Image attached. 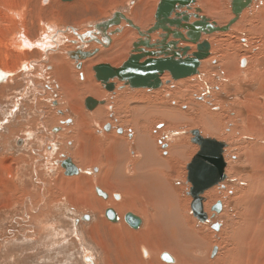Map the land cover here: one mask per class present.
Listing matches in <instances>:
<instances>
[{"label":"rangeland","instance_id":"1","mask_svg":"<svg viewBox=\"0 0 264 264\" xmlns=\"http://www.w3.org/2000/svg\"><path fill=\"white\" fill-rule=\"evenodd\" d=\"M232 1L196 0L193 7L201 8V15L221 27L234 18ZM160 2L161 0H0V68L8 63V70L17 73V76L0 87V264H140L141 247H146L150 253L148 257H143L142 264H174L175 256L182 258L180 252L185 256V248H171L176 255L170 250L152 254V246L159 244L161 236L158 234L162 233L164 236L162 227L167 230L170 223L167 220L170 218L176 220L178 226L186 224L188 235L192 234L187 240L200 236V242L195 245L182 244L191 250L190 256L183 258L184 264H201L204 261L208 264H264V0H254L253 5L244 11L241 19L229 32L204 35L203 40L210 42L212 53L202 62L200 75L178 81H173L169 76L167 81L171 82L160 89L127 87L122 90L119 87L115 94L109 93L96 80L93 71L92 78L89 79L85 69H78L76 61L68 54L98 49L100 52L87 60L85 67L90 63L89 67L92 69L105 62L121 67L129 59L133 44L140 39L138 31L122 20V26L111 27L108 34L113 43L107 45L101 37L103 32L99 26L114 21L115 14L122 13L140 26L142 31H147L155 24V14ZM194 8L190 13H195ZM117 29L122 31L112 35ZM127 30H131L130 35L126 40L120 41ZM21 37L28 44L21 43ZM240 46H243V51ZM243 59L247 62L242 67ZM23 65L27 66L26 71H22ZM69 65L74 72L75 82L72 81L67 86L61 84L57 88L59 76H62L64 69L69 70ZM224 65L227 71H232L227 80ZM237 67L239 69L236 71ZM81 75L84 77L81 78ZM165 78L164 76L163 82L166 81ZM88 81L92 88L98 85L103 90H98L100 95H94L97 99L107 101L106 105L94 111L104 110L102 119L93 117V111L86 109L84 100L76 105V98H72V108H66L65 101L61 99L63 88L67 87L74 95ZM7 88L11 90L8 91ZM83 95L87 97V94H81L80 98ZM54 100L58 101V105H54ZM78 108L81 114L74 112ZM16 109L22 110V115L15 114ZM59 111L63 114H59ZM68 117L74 123L65 126V130L59 134L52 133V127L65 124ZM10 118L14 122L16 118H25V123L27 118L43 120L47 124H44L43 137H40L43 142L34 139L36 133L30 131L31 127H28L31 133L26 132V126L23 127L22 134L12 132L6 136L5 130L7 127L11 128V123L6 127L4 124ZM249 120L253 124L252 133L247 130ZM75 122L78 125L73 128ZM106 123H111L115 130L106 131ZM133 123H138L142 130H147L150 141L147 146L155 150L164 165L163 161L169 157L176 139L182 138L186 151V161L180 164L171 161L170 166L165 165L168 169H165L168 184L162 181L161 191L151 187L149 199L145 197V201L153 203L147 209L150 221L133 210L120 211L113 206V201L117 205L121 204L127 197L126 193L132 191V188H127L131 187L129 184L132 182L125 179L132 177L133 166L140 151L133 144L136 136ZM119 126L123 128V134L117 132L116 127ZM195 130H199L205 138H213L226 144V180L203 194L205 211L209 215L207 222L199 221L191 210L193 199L189 193L192 185L188 182L187 166L200 149L192 142L191 132ZM129 133H133V140L128 137ZM106 134L121 138L130 146L131 162L127 165L128 170L125 172L124 162L119 168L120 172H125L129 177L120 176L116 170L112 180L126 187L125 193L121 190H108L98 180L103 176L107 178L110 171L104 170L109 142ZM19 136L28 140L27 148L24 149L27 152L12 155V151L4 148L10 139ZM88 141L96 146L92 152L95 154L93 162L86 166L89 159L78 153L75 156L80 164L76 158L75 162L83 168V174L92 183L82 179V175H65L64 169L59 166L63 155L72 157ZM144 144L145 142H141L140 147L145 148ZM258 145L260 151L255 148ZM49 146L53 148L50 152ZM42 147L43 152L39 149ZM36 148L40 152L35 151ZM81 153L87 157L86 151ZM108 157L110 160L111 156ZM35 160H38L39 168H28L37 166ZM94 167H99L100 173L89 176L88 173ZM169 168L172 169L171 172ZM8 174H12L11 178ZM70 179L81 181L76 180L80 184H73L67 181ZM141 183L142 181L136 183L139 186L137 191L133 189L134 194L140 190L147 191V184ZM158 183L160 181L153 182L152 186ZM97 186L111 195V199L100 197L96 193ZM115 195H119V199H114ZM218 203L223 206L221 213L212 210ZM137 206L140 208L137 210H145L141 203ZM109 208L117 211L119 222H111L105 217ZM128 213H134L143 219L139 229L131 228L125 221L124 217ZM87 214L92 216L89 221H79V218ZM153 221L160 232L157 234L155 230L157 235L152 232L148 241L146 234L140 233L142 240L137 243L139 237L135 238L130 232L151 228ZM173 225L176 226V223ZM111 226L123 227L124 230L114 231ZM215 226L219 229L216 230ZM172 229L169 232L174 235L176 228ZM146 237H149L148 234ZM149 241L152 246L148 244ZM216 248L218 252L212 257ZM163 253L171 254L174 262L167 263L162 258L159 259Z\"/></svg>","mask_w":264,"mask_h":264},{"label":"water","instance_id":"2","mask_svg":"<svg viewBox=\"0 0 264 264\" xmlns=\"http://www.w3.org/2000/svg\"><path fill=\"white\" fill-rule=\"evenodd\" d=\"M47 0H44L46 2ZM63 2H72L76 0H61ZM254 0H233L232 12L234 18L227 25L218 26L210 18L201 15L202 9H195V13H190L196 0H161L155 14V24L147 31H142L132 20L128 19L122 13L115 14V20L109 23H103L99 26L104 38V43L111 44V37L107 30L113 26H120L122 20H125L131 27L136 29L140 39L133 44V51L129 59L121 67H114L108 63L98 64L93 68L96 73L95 78L110 93H116V81L132 89H151L156 90L163 87L162 77L169 74L173 81H178L200 75L202 62L211 55V44L207 40H202L204 35L214 33H226L241 19L245 10L253 5ZM195 18V21H192ZM121 29L112 33L116 34ZM122 31V30H121ZM159 34V39L153 41L152 36ZM100 42L99 40H97ZM188 43L186 47H180V43ZM104 45V44H103ZM191 45L196 50L193 51ZM99 50L69 52L70 57L76 62L86 60L95 56ZM244 60V59H243ZM246 59L242 62V67L246 65ZM26 66H22L25 70ZM78 68H81L79 64ZM17 73L6 72L0 69V84L8 78L16 76ZM171 82V81H169ZM104 101H99L94 97H87L85 106L89 111H93L99 105H104ZM192 142L200 147L199 151L188 164V182L192 185L190 196L193 201L191 210L195 218L201 222H207L209 215L205 211L203 194L221 184L226 180L225 148L226 144L213 138H205L199 130L192 131ZM65 169V175L75 176L81 173L72 158H66L61 162ZM97 194L106 199L109 195L101 188H96ZM119 199V195H115ZM222 203L213 207L215 213H221ZM106 217L111 222H118L119 218L113 208L106 210ZM91 216L85 217L89 221ZM126 222L133 228L139 229L143 220L134 213H128L125 216ZM216 230L218 226L214 227ZM218 252L216 248L213 252L214 257ZM162 260L167 263L174 262V258L169 253H163Z\"/></svg>","mask_w":264,"mask_h":264},{"label":"bare ground","instance_id":"3","mask_svg":"<svg viewBox=\"0 0 264 264\" xmlns=\"http://www.w3.org/2000/svg\"><path fill=\"white\" fill-rule=\"evenodd\" d=\"M87 4V3H86ZM0 12H1V10H0ZM18 14V13H17ZM21 15V14H20ZM220 16H221V14H220ZM262 16H264V14L262 15ZM254 25V24H253ZM237 28V27H236ZM241 28V27H240ZM252 32V31H251ZM130 33H131V30H127L126 31V33H124L123 34V37H121L120 38V41H123L126 37H128L129 35H130ZM253 33V32H252ZM21 39H23V42H21V43H23L24 45L25 44H28L26 41H24L25 40V38H23V37H21ZM127 39V38H126ZM125 39V40H126ZM218 40V39H217ZM19 47V46H18ZM39 47V46H38ZM21 48V47H20ZM121 48H124V46L123 47H121ZM240 48H241V50L243 51L244 50V48H243V46H240ZM42 49V48H41ZM230 50V49H229ZM21 51V50H20ZM226 51H228V49H226ZM241 51V52H242ZM105 55V54H104ZM229 56V55H228ZM227 56V57H228ZM103 57H105V56H103ZM223 59H224V61L225 62H227V59L225 60V58L223 57ZM99 60V59H98ZM85 62V61H84ZM243 62V61H242ZM240 63V62H239ZM90 63H88V66L87 67H85L84 69H85V74L87 73L89 76H88V78L90 79V78H92V75H93V72H92V69H90V65H89ZM83 65V64H82ZM15 66V65H14ZM89 67V68H88ZM10 68V65L7 63L6 64V66H4L3 68L1 67L0 69L1 70H3V71H6V72H8L9 69ZM22 68V67H21ZM26 68H27V66H26ZM26 68H25V70H26ZM20 69V68H19ZM237 69H239L238 67L236 68V71H237ZM224 71H225V78H226V80L227 79H229L230 78V76H231V72L232 71H227V69H226V65H224ZM235 71V72H236ZM13 73H16V72H14L13 71ZM87 76V75H86ZM236 76V75H235ZM237 77V76H236ZM94 78V77H93ZM234 79V78H233ZM203 80V79H202ZM206 80V79H205ZM207 80H209V79H207ZM79 81V80H78ZM89 82V81H88ZM68 83V82H67ZM91 82H89L88 84H82L81 85V90L80 91H76V92H81V91H83V92H85V93H88V94H92V95H95V93H98V95H100L101 93H99V92H94L95 90L93 89V88H96L97 90H102L101 88H100V86H98V85H96V87L95 86H93V88L92 87H90V84ZM76 84V83H75ZM77 85V84H76ZM77 87V86H76ZM79 87V86H78ZM77 87V88H78ZM90 87V88H89ZM79 89V88H78ZM5 90V89H4ZM68 90V89H67ZM103 91V90H102ZM3 92V91H2ZM4 94V93H3ZM79 94H81V93H79ZM2 95V94H1ZM0 95V96H1ZM257 111V110H256ZM75 112V111H74ZM79 114H81L82 112H79V111H77ZM102 113V114H101ZM103 113H104V110H99L97 113H95L94 114V116L95 117H97V116H102L103 117ZM77 114V113H76ZM200 115V114H199ZM201 115L203 116V114L201 113ZM254 115H255V113H254ZM256 116H259V115H256ZM102 117L100 118L99 117V119H102ZM204 117V116H203ZM202 117V118H203ZM222 117V116H221ZM224 117V116H223ZM249 118H251V117H249ZM254 118V117H253ZM257 118H259V117H257ZM104 119V118H103ZM83 120V119H82ZM217 120H218V118H217ZM215 121V120H214ZM261 121V120H260ZM253 122V121H252ZM263 122V121H262ZM249 124L247 125L248 126V128H247V130L249 131V132H253V129H252V127H253V124L251 123V121L249 120V122H248ZM261 123V122H260ZM217 124H219V123H217ZM256 123H254V125H255ZM134 126V129H135V132H136V134H137V145H138V148H139V150H140V152H141V155L143 156V157H141L140 159H138L137 161H136V163H135V169H134V172H133V174H132V177L130 178V179H125V180H128V181H130V182H132V184H129L131 187H127V188H132V191H131V193H126V199L125 200H123L122 202H121V204H119V205H117L114 201H113V206H115L116 208H118V209H120V211L121 210H125V209H128V210H133L134 212H137V213H139L140 215H143L145 218H147V220L148 221H150L149 220V215L147 214L148 213V211H147V209H148V207L150 206V205H152L153 203H149V202H147V201H149V200H147V201H145L146 200V198L147 199H149V194L150 193H152V189H150L151 187H153V188H158L160 191H161V189H162V181L164 182V183H167L168 184V178L167 177H165V175H166V173H167V171H168V169H166L167 167H165V165L167 164L166 162L167 161H169V162H171V161H175L176 163H178L179 162V157H176V156H178L179 154H182L184 151H185V147L182 145V143H181V141H183L182 140V138H178L179 140H177L176 142H175V148H173V150H172V152H171V158L170 159H165L163 162H165V165L160 161L161 160V158L159 157V155L157 154H155V150H153L152 149V147H149V146H147V142H150L149 140H148V132H147V130H144V128H143V130H142V128H140L139 127V125H138V123H136V124H134L133 125ZM150 126V125H149ZM199 126V125H198ZM214 126V125H213ZM257 127V126H256ZM258 127H260V125L258 126ZM216 128L217 127H215V129L214 130H216ZM149 130V129H148ZM220 130V129H219ZM263 130V129H262ZM246 131V130H245ZM214 132V131H213ZM258 132H260V131H258ZM256 133V132H255ZM261 133H262V131H261ZM210 134V133H209ZM213 135H214V133H213ZM109 140H112V143H108L107 142V145L109 146V150L108 151H106V153L109 155V156H111V159L109 160V157H108V155H107V157H106V164H105V166H106V168L104 169V170H107V169H109L110 171H109V176L107 177V178H105L104 176L103 177H99L98 178V180L99 181H101V183L103 184V187H106V188H108V190H121V191H123L124 193L127 191V189H126V187H122L120 184H116L117 182H115V180H114V182H112V180H113V177H115L114 175L116 174V170H117V173L120 175V176H122V177H129V176H126V174H125V172H120L119 170H121V169H119L120 168V166H122V164H123V162H124V166H125V170H126V168H127V164H129V162H131L130 161V156H129V145H128V142H123L122 140H119V139H116V138H111V137H107ZM256 139V138H255ZM260 139L262 140V138L260 137ZM141 142H145V148H141L142 147V144H141V147H140V143ZM152 145V144H151ZM256 145H257V143H256ZM259 145H261V144H259ZM257 146V147H255V148H259L258 149V151H260V146ZM174 146V145H173ZM172 146V147H173ZM262 146V145H261ZM244 147V146H243ZM262 149V148H261ZM177 150V151H176ZM261 151H263V150H261ZM75 158H76V160H77V162L80 164V162L78 161V159H77V157L75 156ZM109 160V161H108ZM168 165V164H167ZM165 169L167 170V171H165ZM170 172V171H169ZM7 174V173H6ZM102 174V173H101ZM141 174L143 175V179L141 180ZM119 176V177H120ZM154 176V177H153ZM163 176H164V178H163ZM8 177L9 178H11V174H8ZM82 179H84V180H87L89 183H92V180L91 179H89V177L88 176H84V175H82ZM119 179V178H118ZM76 180H79V179H70V180H67V181H69V182H71V183H73V184H75V183H77L78 182V184H80V182L79 181H81V180H79V181H76ZM140 181H142V183L144 184V185H146L147 184V191L146 192H144V191H139V192H135V194H134V190L133 189H135L136 191H137V187L139 186H137L136 185V183L137 182H140ZM160 181V183H158V184H156V185H154V186H152V183L153 182H159ZM100 183V184H101ZM141 183V184H142ZM69 185H71V184H69ZM128 185V186H129ZM71 186H73V185H71ZM133 186H135V188L133 187ZM167 187H169V186H167ZM166 187V188H167ZM71 188V187H70ZM82 188V187H81ZM170 188V187H169ZM105 189V188H104ZM123 189V190H122ZM125 190V191H124ZM166 192H167V189H166ZM211 194V193H210ZM146 197V198H145ZM145 199V200H144ZM138 200H139V202H138ZM141 200H143V201H145V202H142ZM205 200V199H204ZM156 202V201H155ZM141 203V206L145 209L144 211H140V210H137V209H140L138 206H137V204H140ZM103 204V203H102ZM109 205V204H108ZM111 205V204H110ZM89 206H91V205H89ZM87 207H88V205H87ZM136 207V208H135ZM89 208V207H88ZM91 208V207H90ZM92 210H93V208H91ZM96 210V209H95ZM157 213V212H156ZM156 216H154V218H155ZM170 217V216H169ZM164 219V218H163ZM168 222H170V223H168V225H167V230H165V227L163 228L162 227V231H163V234H164V236H162L161 234L162 233H160V234H158L159 232H160V230L158 229V228H156L157 227V225H156V227L154 226V221L153 222H151V223H153V227H151V228H146L144 231H141V232H130V233H133L134 234V237L135 238H138L137 240V243H139V241L140 240H142V238H141V236H140V233H144V234H146V236H147V234H148V236L149 237H146L145 236V238L147 239V241L149 240V238H150V236H151V234H152V232L153 233H155V230H156V233L158 234V235H160L161 237H159V244L158 245H154V246H152L153 244L152 243H150V241L148 242V244L150 243V245L152 246V248H153V253L152 254H157L158 253V251H161V250H170L171 248H175L176 246H179V247H183V248H185L184 249V254H185V256H183L182 255V253L180 252V255L182 256V258H180V256L178 255V258H176L177 256H175V263L174 264H184V262H183V258H186V257H189L190 256V252H191V250H189L188 248L189 247H187V246H184V245H182V244H185V243H187V245L189 244V243H191V244H193L194 243V245L196 244V243H198V242H200V240L198 239V237L200 238V236H194L193 238H192V240H187L188 239V236H191V235H188L189 233H187V228H186V224H180L179 226L177 225L178 224V222L176 221V220H171V218H170V220H167ZM164 222V221H163ZM184 222V221H183ZM165 223V222H164ZM164 223L162 224V226L164 225ZM176 223V226L175 225H173V224H175ZM147 225H148V223H147ZM160 225H161V223H160ZM125 226V225H124ZM158 227H159V224H158ZM170 228H173L172 230H174V228H176V231H174V232H176V233H174V235H171V232H169V229ZM111 229L112 230H114V231H118V232H120V231H122L123 232V227H113L112 228V226H111ZM161 229V228H160ZM166 232H167V234H166ZM189 232V231H188ZM193 232V231H192ZM129 233V234H130ZM155 233V234H156ZM154 234V235H155ZM156 234V235H157ZM125 235V234H124ZM142 235V234H141ZM166 236V237H165ZM168 236V237H167ZM143 237V236H142ZM165 237V238H164ZM155 238V237H154ZM163 238V239H162ZM176 239H179V240H176ZM125 240H127V239H125ZM143 240H144V238H143ZM180 240H182V241H180ZM184 240V241H183ZM122 241H124V240H122ZM128 241V240H127ZM126 241V242H127ZM145 241V240H144ZM202 242V241H201ZM124 243V242H123ZM140 244H141V242H140ZM146 244V243H145ZM193 245V246H194ZM121 246V245H120ZM128 246V245H127ZM150 246V247H151ZM174 246V247H173ZM189 246V245H188ZM144 247V246H143ZM195 247V246H194ZM151 248V249H152ZM182 248V249H183ZM201 249V248H200ZM130 251V250H129ZM170 252H172L174 255H176L177 253L173 250H170ZM128 253V252H127ZM126 255V254H125ZM130 255V254H129ZM139 255H140V257H141V259H140V264H142V262L144 261L143 259V257H148L149 255H150V253H149V251H148V249L146 248V247H144V248H139ZM89 258V257H88ZM161 257H159V259H160ZM90 259V258H89ZM136 260V259H135ZM186 260V259H185ZM90 261V260H89ZM146 261V260H145ZM129 262V261H128ZM147 262V261H146ZM206 264H208L207 263V261H204ZM204 262H202L201 264H204ZM159 263H160V261H159ZM164 264V263H163Z\"/></svg>","mask_w":264,"mask_h":264},{"label":"flooded vegetation","instance_id":"4","mask_svg":"<svg viewBox=\"0 0 264 264\" xmlns=\"http://www.w3.org/2000/svg\"><path fill=\"white\" fill-rule=\"evenodd\" d=\"M110 29H112L111 27L107 30V33L108 32H110ZM115 35H117V34H115ZM155 35V34H154ZM153 35V36H154ZM153 36H152V39H153ZM113 37V36H112ZM81 39H85V38H83V37H80ZM159 39V38H158ZM158 39H156V40H158ZM156 40H153V41H156ZM54 41H56V39H54ZM181 44V43H180ZM82 51H85V52H87V51H90V50H82ZM99 52H100V50H99ZM98 52V53H99ZM97 53V54H98ZM96 54V55H97ZM95 55V56H96ZM94 57V56H93ZM93 57H90V58H87L86 60H82V61H79V62H76V67L78 68V66H79V64H81V68H80V70H82V69H84L85 68V62L87 61V60H89V59H91V58H93ZM72 59V58H71ZM85 61V62H84ZM83 64V65H82ZM113 66V65H112ZM114 67H116V66H114ZM93 68H94V66L92 67V71L94 72V70H93ZM118 68V67H117ZM79 69V68H78ZM22 71H26V70H22ZM96 75V73L94 72V76ZM17 76V75H16ZM164 76H166V74L164 75ZM164 76L162 77V79L164 78ZM15 77V76H14ZM14 77H10V78H8L4 83H2V84H0V87H2V85L3 84H5V83H7V81L8 80H10L11 78H14ZM84 77V75H81V78H83ZM97 80V79H96ZM49 82V81H48ZM99 82V81H98ZM117 82V81H116ZM100 83V82H99ZM169 82L168 81H165V82H163V84L165 85V84H168ZM101 84V83H100ZM121 84V83H120ZM163 85V86H164ZM49 86V85H48ZM56 86H57V88H59L61 85H59L58 83H56ZM101 86L104 88V86L101 84ZM49 87H51V86H49ZM91 87V86H90ZM89 87V88H90ZM120 88H122V90H124V88H127V86H124L123 84L121 85V87ZM162 88V87H161ZM8 89V91H10L11 89H9V88H7ZM94 90H95V92H98V90L96 89V88H93ZM105 89V88H104ZM116 89H117V84H116ZM106 90V89H105ZM110 93V92H109ZM112 94H115V93H112ZM95 99H97L96 97H94ZM97 100H99V101H104L105 102V104L104 105H106L107 104V101L105 100V99H97ZM53 103H54V105H58V101H53ZM100 106H103V105H99L96 109H98ZM86 107V106H85ZM87 109V108H86ZM96 109H94L93 110V112L96 110ZM88 110V109H87ZM14 112H15V114H19V115H22L21 113L23 112L22 110H18V109H16V110H14ZM59 114H63L61 111H59ZM66 121H65V124H63V125H59V126H57V127H52V133H57V134H59V133H61L62 131H64L65 130V126H71L73 123H74V121H73V119L72 118H66L65 119ZM11 123V124H10ZM24 123H25V118H19V120L16 118V120H15V122H14V119L13 118H10V119H7V121L5 122V127L8 125V124H10L11 126V128H9L8 129V127L6 128V130H5V135L6 136H9L12 132H19V133H23V127H24ZM133 125H134V123H133ZM114 127H113V125L111 124V123H106L105 125H104V129L106 130V131H113V130H115V129H113ZM4 129V128H3ZM116 130H117V132L118 133H120V134H123L124 133V130H123V128H121L120 126L119 127H116ZM135 130V129H134ZM42 131H43V120H41L40 121V125H39V127H38V130H37V133H39V135L40 134H42ZM128 137L131 139V140H133L134 139V135H133V133H129V135H128ZM112 138V137H111ZM37 139V138H36ZM109 140V139H108ZM72 141H70V143H71ZM108 143H112V140H109V142ZM133 144L136 146V148H137V134H136V136H135V141H133ZM27 145H28V140L26 139V137H23V136H19V137H17V138H13V139H10L9 140V142H7V145H6V147L4 148L5 150H8V151H12V155L13 154H20L21 152L22 153H26L27 151L26 150H24V149H26L27 148ZM129 145V144H128ZM16 148H18V150L16 149ZM40 149V151L41 152H43V147H42V149L41 148H39ZM52 147L51 146H49L48 147V151L50 152V151H52ZM17 150V151H16ZM129 150H130V146H129ZM35 151H38V152H40L37 148L35 149ZM4 153H5V151H4ZM35 153V152H34ZM36 155L37 156H39V154H37L36 153ZM46 157V156H45ZM44 158V157H43ZM46 158H49V157H46ZM66 158H71L70 156H65V155H63L62 156V159H61V162L62 161H64ZM131 159V158H130ZM73 160V162L75 163V165L79 168V169H81V173L79 174V175H84L83 173H84V171H83V168H81L75 161H74V159H72ZM137 160H138V158H137ZM136 160V161H137ZM36 161V165L37 166H28V168H32V169H37V168H39V164H38V160H35ZM136 161H135V163H136ZM33 165V164H32ZM128 165V164H127ZM59 166H61V163L59 164ZM62 167V166H61ZM134 169H135V164H134V166H133V172H134ZM127 168H126V170H125V172H127ZM64 173H65V169H64ZM85 173H87L86 171H85ZM100 173V168L99 167H94L93 169H92V172L91 173H88L89 174V176L90 175H98ZM79 175H75V176H79ZM11 176H12V174H11ZM85 176V175H84ZM93 177V176H92ZM96 178V181H97V176L95 177ZM99 186H97L96 188H98ZM95 188V189H96ZM99 188H101V187H99ZM102 190H103V188H101ZM103 191H105V190H103ZM106 192V191H105ZM97 193V192H96ZM107 193V192H106ZM109 195V194H108ZM104 199V198H103ZM111 199V195H109L105 200H110ZM114 199H116L117 200V198L116 197H114ZM114 209V208H113ZM115 210V209H114ZM116 211V210H115ZM116 213H117V211H116ZM87 216H89L88 214L87 215H83L81 218H79V221H84L85 220V217H87ZM91 216V215H90ZM117 216H118V218H119V221H120V217H119V215H118V213H117ZM105 217H106V213H105ZM91 218H92V216H91ZM107 218V217H106ZM125 218V217H124ZM108 219V218H107ZM109 220V219H108ZM143 220V219H142ZM118 221V222H119ZM126 221V220H125ZM143 224V223H142ZM129 225V224H128ZM130 226V225H129ZM131 227V226H130ZM132 228V227H131Z\"/></svg>","mask_w":264,"mask_h":264},{"label":"crops","instance_id":"5","mask_svg":"<svg viewBox=\"0 0 264 264\" xmlns=\"http://www.w3.org/2000/svg\"><path fill=\"white\" fill-rule=\"evenodd\" d=\"M204 3V2H203ZM193 7V6H192ZM194 8V7H193ZM197 9V8H196ZM194 10H195V8H194ZM192 21H195L194 19L192 20ZM121 26H122V24H121ZM140 27V26H139ZM215 34V33H214ZM207 36V35H206ZM158 37V34H155L154 36H153V40H156V39H158L157 38ZM204 38V37H203ZM203 38H202V40H203ZM112 43H113V39H112ZM186 46H188V43H185V42H182L181 44H180V47H186ZM192 46V48H193V51H195L196 50V48H195V46L194 45H191ZM211 53H212V51H211ZM105 63H107V62H105ZM62 76H59V79H58V82H59V84L61 85V84H63V85H65V86H67V85H69L72 81L73 82H75L74 80H73V77H75V75H74V72H73V70H72V68H71V66L69 65V70L68 71H66V69H64L63 71H62ZM166 78L164 79V80H166L167 81V78H169V74H166V76H165ZM68 82V83H67ZM116 84H117V88H119V87H121V85L122 84H120L118 81L116 82ZM117 90V89H116ZM72 91L70 90V89H68L67 90V87H65V88H63L62 90H61V99H63V101H65V104H66V108H68L69 106L72 108V102H73V100H72V98H76L75 100H74V104H80V102L79 101H82V100H84V106H85V100H86V98L87 97H90V96H92V97H94V95H92V94H88V93H85V92H83V91H81V92H79V93H81V94H87V97L86 96H82L81 98H80V96H81V94H79L78 92H75V94L74 95H72V93H71ZM68 100V101H67ZM62 103H60V106L61 107H63V108H65V105L64 104H62ZM68 104V105H67ZM65 108V109H66ZM73 108H75V107H73ZM78 110H80L79 108L78 109H75V112L77 113V114H79L77 111ZM99 110H102V109H99ZM99 110H97L95 113H97ZM94 112H93V117L94 118H98L99 119V117L101 118L102 116L100 115V116H97V117H95L94 116V114H95ZM89 117L91 118V116L89 115ZM40 121H41V119H36V118H27V122L25 123V125L24 126H26V129H25V131L27 132V131H29V129H28V127H31L30 128V131H35V133H36V138L34 137V139H36V141H41L42 140V142H43V139L41 138L40 139V137H43L42 136V134H40V135H38V133L36 132V129H38V127H39V125H40ZM44 124L45 125H47L46 123H44L43 122V128H44ZM5 125V124H4ZM78 125V124H77ZM76 125V122H75V124H74V126H73V128L74 127H76L77 126ZM80 125V124H79ZM29 131V132H30ZM31 133V132H30ZM80 133V132H79ZM16 134H22V133H16ZM39 137V139H38V137ZM90 136L93 138V134L91 133L90 134ZM106 139H107V137H111L110 135H108V134H106ZM113 138V137H112ZM117 139V138H116ZM119 140H121V138L119 139ZM177 140V139H176ZM176 140H175V142H176ZM135 141V140H134ZM183 141H181V143H182ZM174 145V146H173ZM172 146L173 147H171V149H170V151L173 149V148H175V143L173 144ZM95 148H96V146H94V145H92V144H89V141L88 142H85L84 143V145L81 147V149H79L77 152H74V154H73V156L71 157L72 159H74V161H76L75 160V154L76 153H78L79 155H81L82 157H85V158H87V159H89V161H88V163L86 164V166H88V165H90L92 162H93V158L95 157V154L93 155V150H95ZM42 149V148H41ZM176 149V148H175ZM109 150V146L107 145V149H106V151H108ZM138 150H139V148H138ZM82 151H86V153H87V157H86V155L84 156V155H82ZM177 151V150H176ZM172 152V151H171ZM198 152V151H197ZM196 152V153H197ZM185 153H186V151H184L182 154H179L178 156H176V157H179V164L182 162V161H186V157H185ZM99 155L100 154H98V157H99ZM141 157H143L142 155H141V152L139 151V153H138V159H140ZM171 158V153H170V155H169V157L168 158H166V159H170ZM57 162H59V161H56V163ZM173 162H175V161H173ZM169 166H170V163L171 162H169V161H167L166 162ZM174 164H177V163H174ZM178 166V165H177ZM180 166V165H179ZM169 170H170V172H171V168H169Z\"/></svg>","mask_w":264,"mask_h":264}]
</instances>
